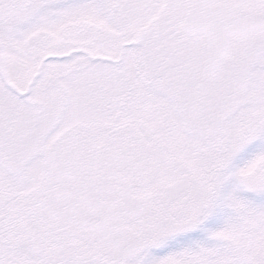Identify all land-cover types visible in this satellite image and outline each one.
Listing matches in <instances>:
<instances>
[{
  "label": "snow or ice",
  "instance_id": "6c2138e0",
  "mask_svg": "<svg viewBox=\"0 0 264 264\" xmlns=\"http://www.w3.org/2000/svg\"><path fill=\"white\" fill-rule=\"evenodd\" d=\"M0 264H264V0H0Z\"/></svg>",
  "mask_w": 264,
  "mask_h": 264
}]
</instances>
